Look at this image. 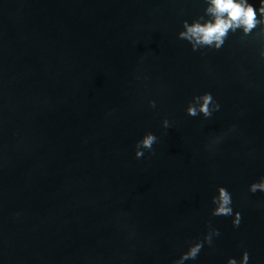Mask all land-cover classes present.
<instances>
[{
    "label": "water",
    "instance_id": "95a60500",
    "mask_svg": "<svg viewBox=\"0 0 264 264\" xmlns=\"http://www.w3.org/2000/svg\"><path fill=\"white\" fill-rule=\"evenodd\" d=\"M248 3L259 22L215 47L181 36L208 0H0V264H264ZM221 187L231 215L213 214Z\"/></svg>",
    "mask_w": 264,
    "mask_h": 264
},
{
    "label": "clouds",
    "instance_id": "9594fccd",
    "mask_svg": "<svg viewBox=\"0 0 264 264\" xmlns=\"http://www.w3.org/2000/svg\"><path fill=\"white\" fill-rule=\"evenodd\" d=\"M260 3L259 12L261 16H264V0H260ZM207 12L211 16L210 20L203 24L196 22L192 25H186V31L181 33V36H186L196 43L219 47L230 29L234 30L237 27H242L245 32H248L259 22L256 10L248 3V0H208ZM203 103L205 106L211 103V96L209 94H205ZM204 110L207 114L206 107ZM154 141L155 136L147 134L139 143L145 148H151ZM136 155L139 157L142 153L137 152ZM250 190L253 192L257 190L264 191V181L254 182L250 185ZM214 202L216 203V208L213 210L214 215L227 216L232 214V197L227 189L221 187ZM237 216L239 219L238 213ZM238 225L237 223L236 226ZM200 249L201 245L199 243L194 244L183 254V259L195 260ZM248 260L249 254L247 251H244L240 264H248ZM229 264H236V261L230 259Z\"/></svg>",
    "mask_w": 264,
    "mask_h": 264
}]
</instances>
